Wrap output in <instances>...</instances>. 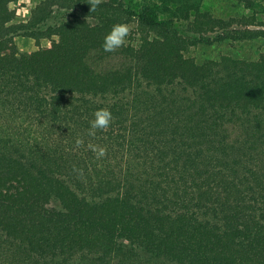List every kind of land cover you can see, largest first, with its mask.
<instances>
[{"label":"trees","instance_id":"obj_1","mask_svg":"<svg viewBox=\"0 0 264 264\" xmlns=\"http://www.w3.org/2000/svg\"><path fill=\"white\" fill-rule=\"evenodd\" d=\"M16 1L0 0V264H264V0L229 17L37 0L24 20ZM115 23L136 43L107 53ZM247 41L255 58L186 54Z\"/></svg>","mask_w":264,"mask_h":264},{"label":"rangeland","instance_id":"obj_2","mask_svg":"<svg viewBox=\"0 0 264 264\" xmlns=\"http://www.w3.org/2000/svg\"><path fill=\"white\" fill-rule=\"evenodd\" d=\"M37 0H17L9 4L10 8H15L17 20H24L29 17L31 9L36 4ZM132 7L136 8L141 0H126ZM202 8L208 10L212 14L220 17H229L237 15H249L251 10L243 8L238 0H203ZM259 20L264 21V14H257ZM130 28L129 36L127 37V43H136L134 38V23L128 24ZM15 43L20 51H33L38 46H44L49 43V39H40L37 43L34 39H24L23 37H15ZM263 49L260 41H247L240 43H228V44H213V45H198L190 48L186 54L194 57L197 61H202L208 58H216L220 54L229 53L243 58H255L257 54Z\"/></svg>","mask_w":264,"mask_h":264},{"label":"clouds","instance_id":"obj_3","mask_svg":"<svg viewBox=\"0 0 264 264\" xmlns=\"http://www.w3.org/2000/svg\"><path fill=\"white\" fill-rule=\"evenodd\" d=\"M100 0H95V4L98 5ZM91 10H94V7L91 6ZM130 28L127 23H115L111 26L110 30L104 35L101 47L104 52L113 53L118 49L126 46L127 37L129 36ZM93 118L89 121V132L88 134L94 136L96 130L107 129L113 120L111 110L109 108H98L93 114ZM82 141H77V145L81 144ZM93 152L96 153L97 159L105 155V149L103 147L91 146Z\"/></svg>","mask_w":264,"mask_h":264}]
</instances>
